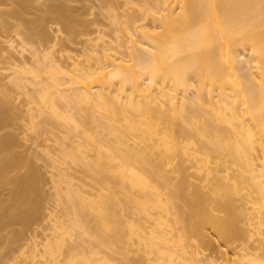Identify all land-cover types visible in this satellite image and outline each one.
<instances>
[{"label":"bare ground","instance_id":"1","mask_svg":"<svg viewBox=\"0 0 264 264\" xmlns=\"http://www.w3.org/2000/svg\"><path fill=\"white\" fill-rule=\"evenodd\" d=\"M5 127L13 259L264 264V0H0Z\"/></svg>","mask_w":264,"mask_h":264},{"label":"rangeland","instance_id":"2","mask_svg":"<svg viewBox=\"0 0 264 264\" xmlns=\"http://www.w3.org/2000/svg\"><path fill=\"white\" fill-rule=\"evenodd\" d=\"M71 4H74V2H70ZM63 28V27H62ZM63 30V29H62ZM65 31V30H63ZM13 129L17 130V131H22L25 130L26 126H21V125H13L12 126ZM9 127H5V128H1L0 129V135L3 134L6 131H9ZM28 130H27V134H28ZM29 136V134L27 135V137ZM32 136V135H30ZM29 138V137H28ZM30 139V138H29ZM28 139V140H29ZM25 141L24 143H21L18 147H17V151L19 152H25L27 151L28 148V144L30 143L29 141ZM40 162V161H39ZM47 174V173H46ZM45 174V175H46ZM47 177V175H46ZM50 182V181H49ZM48 181L44 184V189L48 192L51 191V187H50V183ZM12 181L10 180H6L4 182L0 183V195H5L9 188L12 186ZM53 198L48 199L45 202V206H52L51 203H53ZM51 204V205H50ZM41 224L43 225V221L39 220L37 222H33L31 223L28 227H23L22 224L20 223H15L14 224V229L16 230H21L22 231V236L20 238H17L15 240H13L9 246H6L4 241L0 242V264H25L26 262L24 260H22V257H19L18 259H13L12 256L17 253L16 252V248L21 245L24 241L25 237H29L32 235H36V239L37 240H41L43 237L42 233L43 232H47V230L43 229V226H41ZM5 231V229L0 231V234H2Z\"/></svg>","mask_w":264,"mask_h":264}]
</instances>
